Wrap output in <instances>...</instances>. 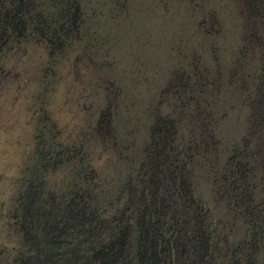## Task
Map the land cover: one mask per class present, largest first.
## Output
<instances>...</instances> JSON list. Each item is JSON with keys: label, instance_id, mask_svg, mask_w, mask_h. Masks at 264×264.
Returning a JSON list of instances; mask_svg holds the SVG:
<instances>
[{"label": "rangeland", "instance_id": "obj_1", "mask_svg": "<svg viewBox=\"0 0 264 264\" xmlns=\"http://www.w3.org/2000/svg\"><path fill=\"white\" fill-rule=\"evenodd\" d=\"M14 6L0 264H264V0Z\"/></svg>", "mask_w": 264, "mask_h": 264}, {"label": "trees", "instance_id": "obj_2", "mask_svg": "<svg viewBox=\"0 0 264 264\" xmlns=\"http://www.w3.org/2000/svg\"><path fill=\"white\" fill-rule=\"evenodd\" d=\"M0 12H2L0 14H4V16L0 18V32H2L4 35L5 31H7V25H10L11 29H15L17 28V26H19V23L17 21L19 18L16 12V6H14L13 8L3 7L2 9H0ZM151 213L152 212L149 213L150 216ZM141 232L144 234V230H141ZM144 235H142L139 241V252L137 253V255H135V257L137 258V264H167V257L160 255V248H165V246H163L164 243L160 246L159 242L161 241V239L153 241L147 238V235ZM102 250L103 251L100 252V255L99 252L94 253L93 258L96 262H99L98 264H108L109 256L112 255L113 258H116L119 252V243H113L112 245L105 247L106 251L104 249Z\"/></svg>", "mask_w": 264, "mask_h": 264}]
</instances>
